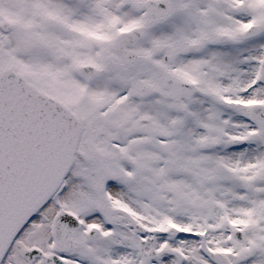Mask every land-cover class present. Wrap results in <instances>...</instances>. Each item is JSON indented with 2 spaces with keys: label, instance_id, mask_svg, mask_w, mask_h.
I'll return each instance as SVG.
<instances>
[{
  "label": "snow or ice",
  "instance_id": "1",
  "mask_svg": "<svg viewBox=\"0 0 264 264\" xmlns=\"http://www.w3.org/2000/svg\"><path fill=\"white\" fill-rule=\"evenodd\" d=\"M0 264H264V0H0Z\"/></svg>",
  "mask_w": 264,
  "mask_h": 264
}]
</instances>
